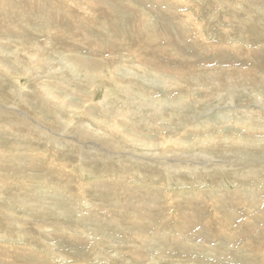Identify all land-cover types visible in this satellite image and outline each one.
I'll return each instance as SVG.
<instances>
[{"label": "rangeland", "instance_id": "374dc122", "mask_svg": "<svg viewBox=\"0 0 264 264\" xmlns=\"http://www.w3.org/2000/svg\"><path fill=\"white\" fill-rule=\"evenodd\" d=\"M26 1L0 0V107L96 131L0 126V264H264V0Z\"/></svg>", "mask_w": 264, "mask_h": 264}, {"label": "bare ground", "instance_id": "6f19581e", "mask_svg": "<svg viewBox=\"0 0 264 264\" xmlns=\"http://www.w3.org/2000/svg\"><path fill=\"white\" fill-rule=\"evenodd\" d=\"M11 1V0H10ZM23 0H19V2H22ZM82 1V0H81ZM24 4L22 5L21 3H18V5H21V8L19 9L20 11H21V13H22V15L23 14H27V16H26V18L27 19H31V18H29V16L28 15H31L30 13H31V10H33V11H35L36 9H34V7H33V5H29V3L26 1V0H24ZM60 4H62V2H60ZM65 3H63V5H64ZM84 4V3H83ZM88 5H95V4H93V3H90V4H88ZM40 5H38V7H39ZM86 6V5H85ZM91 6V7H92ZM59 7V6H58ZM64 9H65V11H66V13L68 14V15H70V16H72L76 21H77V23H79V24H83L84 25V23H82L83 21L84 22H86L85 21V13L84 12H78L77 14L76 13H73V11H71V7L69 6V5H64ZM39 10V9H38ZM85 10V9H84ZM37 11V10H36ZM40 11H41V8H40ZM52 10H50L49 11V13L51 12ZM13 12V11H12ZM43 12V11H42ZM62 12V11H61ZM87 13V12H86ZM42 14V13H41ZM18 15H19V13H18ZM35 15V14H34ZM99 20V19H98ZM28 21V20H27ZM186 36V35H185ZM31 49V48H30ZM21 53H23V56H24V58H26L25 60L27 61V62H29L30 64H31V62L32 63H34V62H36L37 60H38V58H39V54H38V51H35V50H29V49H23L22 50V52ZM20 56H21V54L20 55H16V57H17V59L18 60H20ZM24 61H21V63H23ZM44 62V61H43ZM50 62V61H49ZM47 63V62H46ZM51 63V62H50ZM50 63H48V64H50ZM32 65V64H31ZM43 65V64H42ZM20 66V65H19ZM22 66H23V64H22ZM26 67V66H25ZM28 67V66H27ZM48 68H49V66H48ZM19 70V69H18ZM28 72L30 73V75H31V73H33V69H32V67H28ZM235 81V80H234ZM248 81V80H247ZM249 81H250V79H249ZM16 82H17V84L19 83V79L17 78L16 79ZM42 83V82H41ZM228 83V82H227ZM248 83V82H247ZM39 86V85H38ZM41 87H44V86H41ZM46 87V86H45ZM37 89V88H36ZM45 89V88H44ZM39 90V89H38ZM11 91H13V93H14V96H15V98H16V100L18 101L19 100V102H21V101H26V98L28 97V95H26L27 93H25V92H22L21 91V88L20 87H18V88H14V89H12ZM44 91V90H43ZM225 92V91H224ZM46 93V92H45ZM43 95V94H42ZM46 95V94H45ZM61 95V94H60ZM76 95V94H75ZM7 96V95H6ZM48 96V95H47ZM2 97V96H1ZM45 97V96H44ZM107 97V96H106ZM6 99H7V97H6ZM13 100V99H12ZM8 101V100H7ZM11 102V101H10ZM1 103V102H0ZM261 103H262V106H264V102H262L261 101ZM22 104V103H21ZM20 104V105H21ZM4 105V104H3ZM3 105H1L0 104V106H3ZM5 105H7L6 103H5ZM11 106V105H10ZM5 108H2V107H0V126H2V125H6V128H7V130H9L10 132H16V129H14V127L15 126H12V125H16V127L17 128H19V127H27L29 130H31V131H33V132H35L37 129H38V133L41 135V132L43 131V130H45V128L43 129V127H41V126H39L38 125V123H37V121L36 120H32L31 119V116H29V114L27 113L26 115H24L22 112H19V111H10V107H8V106H4ZM17 109V107L16 106H14V109L13 110H16ZM160 110V109H159ZM29 111V110H28ZM34 117H36V116H34ZM42 119V118H41ZM40 120V119H39ZM59 121H60V119H59ZM84 121V120H83ZM72 122H73V118L70 116L68 119H62V121H61V124H62V132H65V134H62V132H61V134L62 135H60L59 133L60 132H56L55 131V129H52L51 128V130H45V131H43V135L45 136V134L47 135V133L49 134V136H50V139L52 140V141H54L55 143L56 142H59V143H61L63 146H67V145H69V144H72V146L73 145H75V148L79 151V150H82L83 149V146H84V140L85 139H87L88 138V135L90 134V137H91V135H93V131H96V130H93L92 129V127L89 125V124H84V122L82 123L81 122V125L80 126H78L79 124L78 123H76L77 124V127H74V128H71V124H72ZM39 123H40V121H39ZM59 123V122H58ZM86 123V122H85ZM42 124V123H41ZM84 124V125H83ZM34 126L36 127V130H35V128H34ZM49 127V126H48ZM57 127V126H56ZM39 128H42L41 130H39ZM71 128V129H70ZM68 129H70V130H73V131H69L68 132ZM115 129H116V132L117 133H120V134H122V135H125L124 133H123V131H120L121 129H119L118 127H116V128H113V127H108V130L109 131H111V132H109L110 134H112L113 133V131H115ZM61 130V129H60ZM19 131V130H18ZM97 131H99V130H97ZM12 133V134H13ZM21 134V133H20ZM71 134L73 135V136H71ZM22 135V134H21ZM34 135V134H33ZM32 135V136H33ZM39 135V136H40ZM116 135V134H115ZM27 137H29V136H27ZM24 138H26V136H24ZM39 138V137H38ZM19 139V138H18ZM42 139H44V138H42ZM104 139H108V138H106L105 136H104ZM132 139V144L133 145H142L139 141H137V142H134V140H133V138H131ZM26 140V139H25ZM24 140V141H25ZM106 140H104V141H106ZM212 140V139H211ZM18 141V140H17ZM19 142V141H18ZM17 142V143H18ZM48 142V141H47ZM119 142V141H118ZM118 142H116V143H118ZM164 142H165V140H164ZM173 143H174V141H172ZM43 143V142H42ZM46 143V142H45ZM120 143L121 142H119V144H116V147L118 148V146L121 148V149H124V150H127V148H125L124 147V145L122 144V145H120ZM21 144V143H20ZM50 144V143H49ZM94 144V146H95V143H93ZM107 144H108V142H107ZM210 144V143H209ZM46 145V144H45ZM52 145V144H51ZM58 145V144H57ZM24 146V145H23ZM38 146V145H37ZM48 146V145H47ZM39 147V146H38ZM93 147V146H92ZM92 147H90V149L92 148ZM127 147V146H126ZM178 147H180V144H177V143H175V149H171V150H168V148H165V153H164V156H165V159H168V157H171V156H173V157H175V158H177V160H174L175 162L174 163H171L170 164V168L171 169H173V168H175L176 167V169L177 168H183L184 167V165L182 166V164L181 163H179V156H182V155H184L183 153H180V154H178V151H177V149H178ZM48 148V147H47ZM50 148V147H49ZM81 148V149H80ZM137 148V147H136ZM132 149L133 150V152H136V151H138L137 149ZM88 149V148H87ZM25 150V149H24ZM48 150H50V149H48ZM89 150V149H88ZM4 151V150H3ZM26 151V150H25ZM54 151V150H53ZM122 151V150H121ZM121 151H116L115 153H117V152H121ZM89 152H90V150H89ZM51 153V152H50ZM113 153V152H112ZM147 153V152H146ZM150 153V152H149ZM78 154V153H77ZM140 154V153H139ZM51 155V154H50ZM119 155H131V154H125V153H120ZM66 156V155H65ZM110 156H112V155H110ZM46 157V156H45ZM53 157V156H52ZM57 157V156H56ZM67 157L68 158H70L68 155H67ZM81 157H82V155H81ZM132 158L133 157H135V155L134 154H132V156H131ZM146 157V156H145ZM148 157V156H147ZM9 158V157H8ZM55 157H53V158H51L52 160L54 159ZM63 158V157H62ZM160 158V157H159ZM36 159V158H35ZM47 159H48V157H47ZM174 159V158H173ZM31 161V160H30ZM39 161V160H38ZM14 163V162H13ZM31 163V162H30ZM35 163V162H34ZM202 163V162H201ZM29 164V163H28ZM32 164V163H31ZM38 164V163H37ZM60 164V163H59ZM175 164V165H174ZM26 166H28V165H26ZM34 166V165H33ZM36 166V165H35ZM40 166V165H39ZM52 167V166H55V164L52 162V161H50V160H47V167ZM32 167V166H31ZM30 167V168H31ZM56 167V166H55ZM36 168V167H35ZM34 168V169H35ZM45 168V167H44ZM66 168V167H65ZM26 169H27V167H26ZM37 169V168H36ZM41 169V168H40ZM47 169V168H46ZM45 169V170H46ZM49 169V168H48ZM64 169V168H63ZM28 170V169H27ZM32 170V169H31ZM38 170V169H37ZM44 171V170H43ZM70 171V170H69ZM34 172V171H33ZM42 172V171H41ZM66 172H67V170H66ZM68 173H70V172H68ZM150 208V207H149ZM170 209H172V208H170ZM201 209V208H200ZM192 210V209H191ZM202 210H204V209H202ZM175 211V210H174ZM210 211V210H209ZM218 211V210H217ZM8 213L9 214H3L2 212H1V210H0V215H4V219L6 220V222H8L9 223V220H10V215L12 214L10 211H8ZM185 214V213H184ZM187 214V213H186ZM163 215H165V214H163ZM174 215V214H173ZM200 215V214H199ZM182 216V215H181ZM211 216V215H210ZM171 218V217H170ZM186 219V218H185ZM188 219V218H187ZM208 219V218H207ZM89 220V219H88ZM148 220V219H147ZM182 220V219H181ZM206 220V219H205ZM231 220V219H230ZM18 221V220H17ZM140 221V220H139ZM178 221V220H177ZM180 221V220H179ZM208 221V220H207ZM11 222H12V219H11ZM206 222V221H205ZM142 223H144V222H142ZM185 223H186V221H185ZM232 223H233V221H232ZM10 224V223H9ZM196 226V225H195ZM177 227V226H176ZM197 227V226H196ZM79 228V227H78ZM80 230V229H79ZM186 232H188L187 230H186ZM222 233V232H221ZM109 234V233H108ZM188 234V233H187ZM105 239V238H104ZM52 243V242H51ZM73 249V248H72ZM39 258V257H38ZM3 262V261H2Z\"/></svg>", "mask_w": 264, "mask_h": 264}]
</instances>
